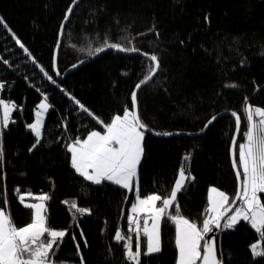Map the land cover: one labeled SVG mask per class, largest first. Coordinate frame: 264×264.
<instances>
[{
	"label": "trees",
	"instance_id": "16d2710c",
	"mask_svg": "<svg viewBox=\"0 0 264 264\" xmlns=\"http://www.w3.org/2000/svg\"><path fill=\"white\" fill-rule=\"evenodd\" d=\"M74 1L0 0V18L6 25H0V98L16 105L12 121L0 133V209L6 208L15 225L23 227L31 222L32 209L20 203L19 194H47L49 225L68 230L54 264H81V257L83 264H131L125 259L124 241L117 242L115 233L119 229L125 237L132 236L135 251V232H129L127 222L133 196L107 181H85L72 168L67 145L91 131L103 132L125 107L131 110V93L154 64L109 51L56 82L55 48ZM106 41L154 55L159 64L152 82L138 92V115L152 133L172 136L145 134L137 194L167 198L184 167L192 179L176 203L184 218L202 227L209 187L230 200L236 195L230 159L236 123L231 113L241 117L238 161V145L247 129L246 106L264 110V0H84L73 8L63 29L56 70L63 75L94 56L95 49L107 48ZM43 96L50 109L36 144L26 126ZM212 117L213 123L197 136ZM259 195L264 202V194ZM64 201H75L90 215L77 214L74 221ZM175 233V225L163 219L161 251L148 256L143 255L146 238L141 235L140 264H176ZM257 239L245 221L235 230L220 231L216 247L221 264H264V256L253 258L250 251Z\"/></svg>",
	"mask_w": 264,
	"mask_h": 264
},
{
	"label": "snow or ice",
	"instance_id": "6c2138e0",
	"mask_svg": "<svg viewBox=\"0 0 264 264\" xmlns=\"http://www.w3.org/2000/svg\"><path fill=\"white\" fill-rule=\"evenodd\" d=\"M71 11L72 9L69 8V13ZM65 19L67 20L68 17L66 16ZM0 25L6 27L2 18H0ZM13 38L16 44L27 53L28 50L21 41L14 35ZM105 47L114 48L120 52L138 51L135 48L110 44L107 41ZM102 51L104 48L95 49L96 53ZM149 59L155 67L151 68L150 74L137 83L132 91L131 110L125 107L123 115H115L110 123L104 125V134L91 131L86 139L76 138L67 145V150L71 154V166L85 181L95 185L108 181L123 189L133 190L134 178L137 176L138 166L142 160L145 131L148 130L138 115L137 95L142 86L152 80L159 67L156 56H150ZM40 71L44 72V69L41 68ZM48 78L51 80L50 76ZM230 86L236 87V85ZM2 87L0 85V88ZM70 99L79 104L74 97ZM46 100L47 97L38 105L41 111L36 112L35 123L28 125L36 137V144L40 143L42 136V113L47 112L50 107ZM0 108L3 109L0 127L6 128L10 122V112L16 108V105L5 103L0 99ZM80 108L95 118L86 107L80 105ZM245 111L247 129L244 132L245 142L238 145V161L235 159L237 140L233 137V168L238 182L236 197L230 200L226 193L211 188L207 215L202 227H198L180 214V208L176 203L185 180L192 179L191 176H185L184 167L179 170V178L175 181L169 198H162L157 194L141 198L137 194L131 213L127 217L129 232H135V251L132 250V236L125 237L119 229L115 233L117 242L124 241L126 259L132 264H140L141 235L146 238V251L143 255L148 256L161 251L160 227L163 219L175 225V247L178 253L176 264H197L198 261L199 264H220L217 258L215 236L206 237L214 231L235 230L240 221L247 222L259 234V241L250 246L253 258L264 256V249L261 246L264 242V202L258 195L264 194V110L248 107ZM231 115L235 117L236 131L240 132L241 117L235 112ZM95 119L98 120V118ZM215 119L216 117L209 119L205 129ZM98 122L103 123L99 120ZM156 135L171 134L164 132L156 133ZM188 159L189 157L186 156L185 160ZM34 199L38 203H25V196H19L20 202L26 208L33 210L31 222L23 227L15 225L6 208L0 209V264H54L52 258L63 244L68 230H55L49 225L46 202L50 197L47 194L35 196ZM237 201L240 202L239 205L233 207L237 205ZM63 203L72 211L74 221L77 214L90 215L89 209L79 207L75 201ZM170 208H174V213L169 212ZM77 226H79L78 223ZM81 236H83L82 231ZM72 239L75 240L76 237L73 235ZM85 246H87L86 241ZM76 247L79 254L80 245L77 244ZM81 264H83V257H81Z\"/></svg>",
	"mask_w": 264,
	"mask_h": 264
},
{
	"label": "water",
	"instance_id": "95a60500",
	"mask_svg": "<svg viewBox=\"0 0 264 264\" xmlns=\"http://www.w3.org/2000/svg\"><path fill=\"white\" fill-rule=\"evenodd\" d=\"M82 1H84V0H76V1H74V3L70 6V8L73 10V8H74L78 3L82 2ZM71 12H72V11H71ZM71 12L69 13V9H68L67 14H66V16L68 17V19H67V20L64 19L63 24H62L63 27L61 26V28H60L59 36H58V43H57V46H56V48H55V53H54L53 77H54L55 81L58 82V83H59V82H62V81L64 80L65 77H67L68 75H70L71 73H73V72H74L76 69H78L79 67H81V66H83V65H85V64L90 63L91 61H93V60H95L96 58L100 57V56L103 55L104 53L109 52V51H118L117 49H114V48H105L104 51L99 52V53H96L94 56L90 57L89 59L84 60V61H82V62H80V63H78V64H76V65L70 67V68H69V69H68L63 75L57 74V73H58V71L56 70V58H57V52H58V49H59V45H60L61 35H62V32H63V29H64V27L66 26V24L69 22ZM66 16H65V17H66ZM118 52H120V51H118ZM120 53H122L123 55H136V56H141V57H144V58L148 59L149 61H151V60L149 59L150 56L145 55V54H142V53H138V52H120ZM151 62H152V61H151ZM152 63H153V62H152ZM153 64H154V63H153ZM154 67H155V64H154ZM158 70H159V67H158V69H157L155 75L158 73ZM155 75H154V76H155ZM154 76L152 77V80H153ZM152 80L149 81L147 84L143 85L141 89L147 87V86L152 82ZM141 89H140V90H141ZM140 90H139V91H140ZM139 91H138V92H139ZM131 103H132V102H131ZM224 115H226V114H224ZM221 116H222V115H221ZM218 117H219V116H218ZM218 117H217V118H218ZM210 125H211V124H210ZM207 128H208V127H207ZM207 128H206V129H207ZM206 129H205V127H204L203 131L197 133V136L203 134V133L205 132ZM239 133H240V132H237L236 129H235L234 137L236 138L237 141H238ZM145 134H152V135L157 136V137H160V136H161V135H156L155 133H152V132L149 131V130L145 131ZM162 136H164V135H162ZM168 136H172V135H168ZM168 136H166V137H168ZM233 155H234V152H233V139H232L231 146H230V159H231L232 169H233L234 175H235V177H236V172H235V170H234V168H233ZM236 180H237V177H236ZM237 189H238V182H237ZM236 193H237V191H236ZM235 197H236V195H235ZM235 197H234V198H235ZM237 204H239V201H237ZM235 206H237V205H234L233 207H235ZM219 232H220V231H214V233H210V234H208V236H207L206 238H212L213 236H215V242H216V240H217V235H218ZM216 252H217V247H216ZM217 258H218V260H219L218 252H217ZM219 261H220V260H219ZM198 264H199V261H198ZM220 264H221V262H220Z\"/></svg>",
	"mask_w": 264,
	"mask_h": 264
},
{
	"label": "rangeland",
	"instance_id": "374dc122",
	"mask_svg": "<svg viewBox=\"0 0 264 264\" xmlns=\"http://www.w3.org/2000/svg\"><path fill=\"white\" fill-rule=\"evenodd\" d=\"M8 32H9V34L13 37V35H14V33L10 30V29H8ZM15 36V35H14ZM0 90H1V88H0ZM44 96L39 100V102L37 103V105H36V108H35V110H34V114H33V120H32V122H30L28 125H30V124H33V123H35V121H36V112L37 111H41L39 108H38V105L42 102V101H44ZM0 99H2V98H0ZM5 103H12V102H9V101H6V100H4V99H2ZM46 103L49 105V103L47 102V100H46ZM13 104V103H12ZM248 107H251L250 105H247L246 106V108H248ZM257 106H255V107H251V108H256ZM245 108V109H246ZM258 108H260V107H258ZM49 109H50V107H49ZM49 109L47 110V112H43L42 113V116H41V119H42V121H43V125H44V122H45V119H46V116H47V113H48V111H49ZM260 109H262V108H260ZM263 110V109H262ZM13 111H14V109L10 112V117H9V121L11 122L12 121V114H13ZM245 114H246V111H245ZM2 118H3V109L2 108H0V120H2ZM9 122V123H10ZM28 125L26 126L27 127V129L30 131V132H32L31 131V129L28 127ZM2 128H4V127H0V133H1V129ZM42 129H43V127H42ZM42 131V130H41ZM33 134V133H32ZM33 136H34V134H33ZM42 137V136H41ZM34 138H35V140H36V137L34 136ZM244 142H245V139H244ZM181 169V167L179 168V170ZM179 170H178V173H177V178H176V180L179 178ZM138 176V175H137ZM185 176L186 177H188V176H191L192 177V175L189 173V172H186L185 171ZM187 181V179L185 180V182ZM174 185H175V183H174ZM174 187V186H173ZM211 188H215V187H209L208 188V192H207V204H208V206H207V208L209 207V203H208V197H209V194H210V189ZM173 189V188H172ZM217 189V188H216ZM218 191H220L219 189H217ZM29 194H31V195H29ZM171 194V193H170ZM20 195H24L25 196V203H38V201H36L35 199H34V197L35 196H39V195H42V193H38V194H34V193H32V192H30V191H27V192H24V193H20L19 194V196ZM259 195V194H258ZM136 197H137V183H136V194H135V197H134V199H135V201H136ZM170 197V195L167 197V198H169ZM19 198V197H18ZM144 198H146V197H144ZM20 201V200H19ZM135 201L133 202V203H131L129 206H128V211H129V213H128V215L131 213V208H132V205L135 203ZM21 203V202H20ZM159 203V202H158ZM23 206H24V204L23 203H21ZM32 213H33V210H32ZM141 215H143V214H141ZM141 224H142V221H141ZM250 226V225H249ZM251 227V226H250ZM254 230V229H253ZM255 231V230H254ZM175 235H176V233H175ZM259 241V234H258V239L254 242V243H257ZM253 243V244H254ZM262 246V245H261ZM250 251H251V247H250ZM153 254H156V253H153ZM251 254H252V251H251ZM177 256H178V253H177ZM252 256H253V254H252ZM255 258H257V257H255ZM176 261H177V259H176ZM130 263H132L131 261H129ZM128 261H127V263H129Z\"/></svg>",
	"mask_w": 264,
	"mask_h": 264
},
{
	"label": "crops",
	"instance_id": "0c3cea01",
	"mask_svg": "<svg viewBox=\"0 0 264 264\" xmlns=\"http://www.w3.org/2000/svg\"><path fill=\"white\" fill-rule=\"evenodd\" d=\"M101 134H104V131L103 132H101ZM86 138H87V136H86ZM85 138V139H86ZM70 163H71V154H70ZM137 178H138V176H136L135 178H134V187H133V190L132 191H129V190H127L128 191V193L129 194H131L132 196H133V199H130V201L128 202V205H127V217H128V213H129V211H128V206L131 204V203H133L134 201H135V199H134V197H135V194H136V183H137ZM108 182V181H107ZM111 183V182H110ZM113 184V183H112ZM126 190V189H125ZM127 222H128V220H127ZM177 259V258H176Z\"/></svg>",
	"mask_w": 264,
	"mask_h": 264
},
{
	"label": "built area",
	"instance_id": "2783aa9c",
	"mask_svg": "<svg viewBox=\"0 0 264 264\" xmlns=\"http://www.w3.org/2000/svg\"><path fill=\"white\" fill-rule=\"evenodd\" d=\"M125 259H126V257H125ZM126 261H128V262H129V260H128V259H126Z\"/></svg>",
	"mask_w": 264,
	"mask_h": 264
},
{
	"label": "bare ground",
	"instance_id": "6f19581e",
	"mask_svg": "<svg viewBox=\"0 0 264 264\" xmlns=\"http://www.w3.org/2000/svg\"><path fill=\"white\" fill-rule=\"evenodd\" d=\"M142 90V89H141ZM127 262V261H126ZM130 263V262H129ZM132 264V263H131Z\"/></svg>",
	"mask_w": 264,
	"mask_h": 264
}]
</instances>
